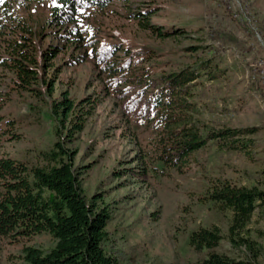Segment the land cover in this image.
I'll list each match as a JSON object with an SVG mask.
<instances>
[{
    "label": "trees",
    "instance_id": "obj_1",
    "mask_svg": "<svg viewBox=\"0 0 264 264\" xmlns=\"http://www.w3.org/2000/svg\"><path fill=\"white\" fill-rule=\"evenodd\" d=\"M39 1L0 0V69L13 76L7 92L0 91V241L14 246L48 235L52 242L49 249L22 246L19 258L23 264H125L106 229L111 211L98 204L102 196H85L75 166L77 152L69 148L103 98L116 103L137 149L128 164L136 167L114 170L111 178L115 181L183 175L195 163L196 154L211 143L217 150L250 156L258 143L251 136L258 130L214 129L194 118L191 88L202 77H220L209 62L155 73L148 67L152 58L159 57L154 49L137 50L124 39H101L99 30L90 25L89 14L104 10L113 0H55L49 19L36 29L16 10L24 3L28 9L31 2ZM154 14L151 4L142 3L126 19L159 40L181 36L154 27ZM47 29L61 41V49L53 45L42 48ZM36 40L41 41V47L36 46ZM68 49L71 52L63 68L92 62L102 85L99 93L76 101L67 91L56 95L55 85L63 68L55 69L54 61ZM193 51L198 48L179 49L182 53ZM13 94L22 97L29 114L40 116L47 110L55 138L50 148L23 158L2 152L5 144L20 139L16 130L19 119L6 112ZM126 183L117 184L116 189ZM206 202L231 214L226 240L231 248L242 247L249 253L248 227L256 209L264 206V190L218 179L205 191L202 203ZM223 239L216 226L190 232L189 248L195 254L207 253L186 264H258L255 255L235 259L214 252Z\"/></svg>",
    "mask_w": 264,
    "mask_h": 264
},
{
    "label": "rangeland",
    "instance_id": "obj_2",
    "mask_svg": "<svg viewBox=\"0 0 264 264\" xmlns=\"http://www.w3.org/2000/svg\"><path fill=\"white\" fill-rule=\"evenodd\" d=\"M142 3L151 4L155 10L151 19L154 27L181 36L159 40L128 21L127 14ZM26 6L18 7L16 13L28 17L29 24L38 29L49 19L55 0L31 2L28 9ZM92 11L90 25L99 30L101 39H124L137 50L154 49L159 57L152 58L148 67L155 73L199 67L202 62H209L211 70L219 72L217 79L202 77L191 88L196 120L214 129L258 130L251 136L258 143L251 148L250 156L217 150L211 143L196 154L195 163L183 175L115 181L111 178L114 170L136 167L128 164L137 149L118 106L112 99L103 98L69 148L77 152L75 166L81 174L83 193L87 198L102 196L98 204L107 205L111 211L106 229L125 264L194 262L207 252L195 254L189 248V233L213 226L224 238L214 252L235 259H252L255 255V262L264 264V206L256 209L248 227L252 249L247 253L242 247L231 248L226 240L231 214L217 211L209 202L202 203L205 191L218 179L264 190V0H113L104 10ZM44 34L42 48H62L52 29ZM36 46L41 47L40 40H36ZM183 47L198 51L179 52ZM70 52L68 49L58 55L55 69L63 68ZM12 79L9 72L0 69L1 92H7ZM55 90L56 95L67 91L76 101L99 93L102 85L92 62L87 61L64 67ZM12 96L6 112L19 119L16 130L20 139L5 144L2 152L23 158L50 148L55 138L47 110L40 116L29 114L22 97ZM124 183L125 187L116 189L117 184ZM24 245L46 250L52 242L48 235L14 246L0 241V264H23L19 256Z\"/></svg>",
    "mask_w": 264,
    "mask_h": 264
}]
</instances>
